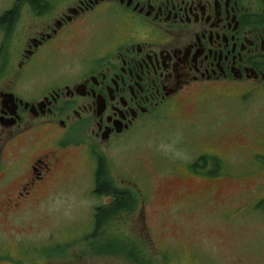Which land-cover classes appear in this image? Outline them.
Returning a JSON list of instances; mask_svg holds the SVG:
<instances>
[{
    "label": "flooded vegetation",
    "instance_id": "flooded-vegetation-1",
    "mask_svg": "<svg viewBox=\"0 0 264 264\" xmlns=\"http://www.w3.org/2000/svg\"><path fill=\"white\" fill-rule=\"evenodd\" d=\"M17 1L11 27L19 7L36 11ZM38 1L43 9L36 14L47 9L48 21L12 52L11 62L5 55L0 61V226L44 206L70 175H83L71 171L78 155L92 156L91 194L103 199L92 208L91 234L98 209L113 203L115 189L130 202L103 220L102 229L129 222L135 212L143 226L140 188L121 173L98 171L108 164L103 150L190 96L228 89L242 95L263 85L264 9H254L248 0ZM69 42L65 53L61 46ZM102 182L108 192H97ZM108 238L116 237L97 230L94 255L117 246L113 241L101 246ZM122 245L131 264H162L156 254L144 255L140 245ZM66 249L58 244L41 252L63 264L72 255ZM0 251V264H47L32 252L11 257ZM55 252L59 255H50Z\"/></svg>",
    "mask_w": 264,
    "mask_h": 264
},
{
    "label": "rangeland",
    "instance_id": "rangeland-1",
    "mask_svg": "<svg viewBox=\"0 0 264 264\" xmlns=\"http://www.w3.org/2000/svg\"><path fill=\"white\" fill-rule=\"evenodd\" d=\"M15 1L0 0V15L12 10ZM248 2L264 9L258 0ZM36 11L19 7L17 23L8 34L0 32V61L5 55L11 62L12 52L25 47L27 38L48 21L47 9L43 16ZM72 44H63L62 51L69 52ZM255 89L242 95L228 89L200 99L190 96L167 113L147 119L121 142L109 144L103 150L108 160L104 169L136 181L145 223L137 222L135 212L129 222L105 228L104 235L140 245L144 255L156 254L162 264H264V211L256 208L264 197V84ZM205 155L221 161L210 177L195 174L189 166ZM83 159H71L76 162L71 171L83 175H70L44 206L21 213L11 223L3 220L4 256L32 252L47 264H61L41 252L61 244L72 254L63 264H131L127 247L118 241L98 255L86 247L92 208L103 199L91 194L92 156Z\"/></svg>",
    "mask_w": 264,
    "mask_h": 264
},
{
    "label": "trees",
    "instance_id": "trees-1",
    "mask_svg": "<svg viewBox=\"0 0 264 264\" xmlns=\"http://www.w3.org/2000/svg\"><path fill=\"white\" fill-rule=\"evenodd\" d=\"M22 1L28 2L32 7H34L36 10H39L42 8V4L38 0H18V2L21 3ZM264 2V0H263ZM16 7L12 10L5 11L0 15V31L6 32L7 34L9 33V30L11 29V25L13 24V21L16 16ZM221 161L219 158L215 156H201L198 160H196L194 163H190V168L192 172L194 171L195 174H200L203 172V175L206 176H212L214 173L217 174L219 166H220ZM211 165V168H208V165ZM98 171L102 172L105 171L104 167L101 165L98 169ZM102 181V180H99ZM111 188L104 182L99 184L97 192H108ZM116 189L110 192V194L114 197L113 203H111L109 206L105 207V209H98L96 213V227L94 228V235L97 233V230L102 232L103 234L105 233L104 229H102V221L107 219L109 216L110 218H114V216L121 211H125L126 206L129 204L130 199L129 195H124L122 192H119ZM256 208L260 211H264V197H261L259 201L256 203ZM93 234H91V241H89L90 244L86 245V247L91 248L93 239L94 237ZM112 241H118L121 244H124L121 240H117L116 238H108L105 239L104 242L100 241L99 243L101 246H104L106 244L111 243ZM132 255V254H127ZM131 257V256H128Z\"/></svg>",
    "mask_w": 264,
    "mask_h": 264
}]
</instances>
